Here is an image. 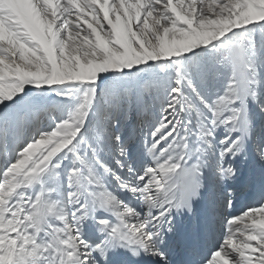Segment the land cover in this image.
<instances>
[{
  "label": "snow or ice",
  "instance_id": "snow-or-ice-1",
  "mask_svg": "<svg viewBox=\"0 0 264 264\" xmlns=\"http://www.w3.org/2000/svg\"><path fill=\"white\" fill-rule=\"evenodd\" d=\"M0 264H264V0H0Z\"/></svg>",
  "mask_w": 264,
  "mask_h": 264
},
{
  "label": "bare ground",
  "instance_id": "bare-ground-1",
  "mask_svg": "<svg viewBox=\"0 0 264 264\" xmlns=\"http://www.w3.org/2000/svg\"><path fill=\"white\" fill-rule=\"evenodd\" d=\"M242 203H249L250 201H248L247 199H244L241 201Z\"/></svg>",
  "mask_w": 264,
  "mask_h": 264
}]
</instances>
